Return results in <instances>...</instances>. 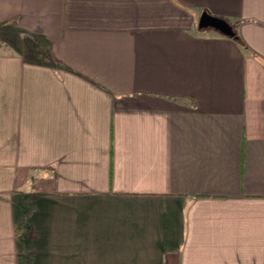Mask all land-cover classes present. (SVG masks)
Listing matches in <instances>:
<instances>
[{
  "label": "crops",
  "instance_id": "0c3cea01",
  "mask_svg": "<svg viewBox=\"0 0 264 264\" xmlns=\"http://www.w3.org/2000/svg\"><path fill=\"white\" fill-rule=\"evenodd\" d=\"M0 264H264V0H0Z\"/></svg>",
  "mask_w": 264,
  "mask_h": 264
},
{
  "label": "water",
  "instance_id": "95a60500",
  "mask_svg": "<svg viewBox=\"0 0 264 264\" xmlns=\"http://www.w3.org/2000/svg\"><path fill=\"white\" fill-rule=\"evenodd\" d=\"M199 30H207L212 29L220 34H222L225 37L228 38H235L236 33L234 31V28L225 20L211 16L207 12H203L198 24Z\"/></svg>",
  "mask_w": 264,
  "mask_h": 264
},
{
  "label": "rangeland",
  "instance_id": "374dc122",
  "mask_svg": "<svg viewBox=\"0 0 264 264\" xmlns=\"http://www.w3.org/2000/svg\"><path fill=\"white\" fill-rule=\"evenodd\" d=\"M26 35V34H25ZM25 35H24V33L21 35V36H23V37H25ZM28 42V41H27Z\"/></svg>",
  "mask_w": 264,
  "mask_h": 264
},
{
  "label": "trees",
  "instance_id": "16d2710c",
  "mask_svg": "<svg viewBox=\"0 0 264 264\" xmlns=\"http://www.w3.org/2000/svg\"><path fill=\"white\" fill-rule=\"evenodd\" d=\"M233 39H237V38L235 37V38H233Z\"/></svg>",
  "mask_w": 264,
  "mask_h": 264
}]
</instances>
